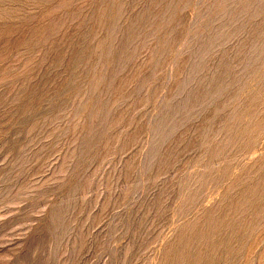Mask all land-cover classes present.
Returning a JSON list of instances; mask_svg holds the SVG:
<instances>
[{"label":"rangeland","instance_id":"rangeland-1","mask_svg":"<svg viewBox=\"0 0 264 264\" xmlns=\"http://www.w3.org/2000/svg\"><path fill=\"white\" fill-rule=\"evenodd\" d=\"M220 1L0 0V264H264V0Z\"/></svg>","mask_w":264,"mask_h":264},{"label":"bare ground","instance_id":"bare-ground-1","mask_svg":"<svg viewBox=\"0 0 264 264\" xmlns=\"http://www.w3.org/2000/svg\"><path fill=\"white\" fill-rule=\"evenodd\" d=\"M93 1V11H92V13H94L96 10H105V11H108L110 14H112V19L110 20V22H113V20H116V19H118V17H119V14H120V11H121V5H120V3H121V0H108L109 2L111 1L112 2V4H113V9L111 10V8L107 5V3H105L106 1H103V0H101V1H99V0H92ZM222 1V2H221ZM220 1V3H219V6H218V9H217V12H216V14L218 15V14H220V12L219 11H222L223 10V12L225 11L224 9H226L227 7H225L226 6V2H228V0H221ZM231 1L232 0H230V3H231ZM259 1V0H258ZM261 2V1H260ZM229 3V4H230ZM234 3V2H233ZM232 3V4H233ZM229 4H227V5H229ZM261 5V4H260ZM214 8V7H213ZM264 8V7H263ZM76 10V9H75ZM239 10V9H238ZM74 11V10H73ZM227 11V10H226ZM240 11V10H239ZM246 11V10H245ZM222 12V14H224ZM13 13V12H12ZM11 13V16H14L13 14ZM53 14V13H52ZM221 14V15H222ZM51 14H49V18H51V20H53L52 22H51V25L49 26H44V25H38V26H36L35 28H32L31 30H30V34L32 35V36H34L33 38H35V39H37V36H41V35H43L44 37H46L47 35H48V32L51 30V29H53V28H55L56 27V25H57V27H58V22L57 21H55L54 20V18L55 17H51L50 16ZM54 15V14H53ZM52 15V16H53ZM225 15V14H224ZM10 16V15H9ZM48 16V15H47ZM74 17L75 18H79V19H84V17H86V13H83V11L81 12L80 10L77 12L76 11V13L74 14ZM89 17V16H88ZM88 17H87V19H88ZM169 17V16H168ZM216 17V16H215ZM226 17V16H225ZM227 18V17H226ZM57 19V18H56ZM168 19V18H167ZM220 19V18H219ZM170 20V19H169ZM231 20V19H230ZM226 21V20H225ZM167 22V21H166ZM106 23H108V22H102V24H106ZM114 23V22H113ZM257 32V31H256ZM110 33V32H109ZM6 34V33H5ZM111 34V33H110ZM110 34H107L106 36V41H103V42H105V43H107V42H109V41H111V40H114V37H111V35ZM258 34V33H257ZM258 36V35H257ZM111 37V38H110ZM255 37V36H254ZM263 40V39H262ZM255 41V40H254ZM257 42V41H256ZM210 43V42H209ZM127 44V43H126ZM251 46V45H250ZM252 46H253V44H252ZM258 47V46H257ZM256 47V48H257ZM262 48H264L263 46H261ZM104 48H105V45H104ZM122 48H123V45H122ZM258 48H260V47H258ZM125 49V48H124ZM261 49V48H260ZM253 50V49H252ZM118 51V50H117ZM120 51V50H119ZM254 51V50H253ZM258 51H260L259 53H260V55L262 56V58H264V49L263 50H258ZM254 52H256V51H254ZM253 52V53H254ZM259 53H257L258 55H259ZM101 54H108V56L111 54H114L113 53V50H112V48H110V47H106L102 52H101ZM252 54V53H251ZM256 55V53L254 54V56ZM257 55V56H258ZM254 56H253V58H254ZM77 58V59H76ZM261 58V59H262ZM74 59H75V61L77 62V60L79 61V62H77V64L78 65H80L79 63H82L83 61V58L80 56V54H78L77 55V53L75 54V56H74ZM258 59V58H257ZM260 59V58H259ZM264 61V60H263ZM260 62H262V61H260ZM255 64V63H254ZM156 65V64H155ZM250 66H248V68H249ZM247 68V69H248ZM252 68V67H251ZM228 69V68H227ZM252 69H254V68H252ZM258 70H260V69H258ZM257 69H256V71H255V75L257 74L259 77H263V73L262 72H259ZM253 72L254 71H251L250 73H252L253 74ZM71 73H76V71H72ZM79 74H80V72H78ZM153 74V73H152ZM80 75H82V76H84V77H87L88 78V80H89V82H90V84H91V86H92V88H94V87H96L97 86V83H96V81H95V84L93 83L94 82V77H93V75H92V77H93V81H91V78H90V71L89 70H85V72L83 73H81ZM254 75V74H253ZM151 76V75H150ZM258 76L257 77H253V79L255 78V79H257L258 78ZM154 77V76H153ZM219 78V77H218ZM142 79V78H141ZM144 79H145V77H144ZM217 79V78H216ZM74 80H76V77H74ZM258 80V79H257ZM261 80V79H260ZM211 81H212V79H211ZM214 81V80H213ZM220 81H222L221 79H220ZM220 81H219V83H220ZM92 82V83H91ZM140 82H143V80H140ZM139 82V83H140ZM215 83H216V81H214ZM260 82V81H259ZM75 85H77L78 86V88L80 87V84L79 83H74ZM213 84V83H212ZM221 84V83H220ZM263 84V83H262ZM113 85V84H112ZM217 85V84H216ZM264 85V84H263ZM215 86V85H214ZM262 86V85H261ZM141 87H143L144 88V86H141ZM141 87H139V88H141ZM259 88H261L260 86H259ZM81 90V89H80ZM142 90V89H141ZM256 90V89H255ZM262 91V90H261ZM257 92H260L259 90L257 91ZM256 94V93H255ZM259 94V93H258ZM250 98V97H249ZM251 100V99H250ZM252 101V100H251ZM253 101H255V99L253 98ZM252 101V102H253ZM85 102H87V100L85 101ZM259 102V101H258ZM71 103V102H70ZM108 104H109V102H108ZM67 105H68V103H67ZM67 105H63V106H60V107H58V112H57V115L56 116H54V118H58L60 115H61V113H63V111H64V109H66V108H68V107H66ZM106 105V104H105ZM68 106H71V105H68ZM76 106V105H75ZM250 106H251V104H250ZM258 106H259V104H258ZM84 107H85V105H84ZM15 108V107H14ZM27 108H28V105L27 104H25V103H20L19 104V106H17V109H14L13 110V113H12V115H11V117L15 120V118L14 117H16V120L18 121V122H20V123H23V124H27L28 125V128H29V131H32V130H34V128H36V124H34V119H33V117L32 116H25V113L27 112ZM257 107H255V109H256ZM252 109V108H251ZM254 110V109H253ZM252 110V111H253ZM259 110V109H258ZM248 111V110H247ZM257 111V110H256ZM70 112V111H69ZM241 112V111H240ZM249 113L250 112H248V115H249ZM253 112H251V114H252ZM100 114V111L99 110H96V109H94V107H90L89 108V112H88V115H87V118H88V120H92V118H94L95 116H98ZM250 114V115H251ZM254 114H255V112H254ZM253 115V114H252ZM258 115V114H257ZM38 116V115H37ZM238 116H240V115H238ZM245 116H246V114H245ZM63 117V116H62ZM233 117V116H232ZM261 117V116H260ZM53 118V119H54ZM97 118V117H96ZM240 118V117H239ZM242 118H243V116H242ZM244 118H247V117H244ZM250 117H248V119H249ZM255 118H257V117H255ZM62 119V118H61ZM104 119V118H103ZM251 119L252 118H250V121H251ZM165 120V119H164ZM239 120H243L244 121V119H239ZM257 120V119H256ZM258 120H259V117H258ZM257 120V121H258ZM242 121V122H243ZM249 121V122H250ZM241 122V121H240ZM44 123H46V121L44 122ZM247 123H248V121H247ZM253 123V122H252ZM241 124V123H240ZM246 124V123H245ZM44 125V124H43ZM160 125V124H159ZM172 125V124H171ZM244 125V124H243ZM242 125V126H243ZM247 125V124H246ZM246 125H245V127H246ZM249 125V124H248ZM251 125V124H250ZM253 125H255L254 123H253ZM258 125V124H257ZM252 126V125H251ZM85 127H87L90 131H91V127H90V125H89V123L88 124H85V126H84V128ZM97 127V126H96ZM158 127V125H156V128ZM244 127V126H243ZM242 127V128H243ZM9 128H11L10 126H9ZM153 128H155V127H153ZM229 128H230V126H229ZM237 128H238V125H237ZM241 128V127H240ZM255 129V128H254ZM102 130V129H101ZM166 130V129H165ZM232 131L234 130V128L233 129H231ZM245 131H246V129H244ZM248 130V129H247ZM253 130V129H252ZM95 131H97V129H95ZM159 131V130H158ZM164 131V130H163ZM163 131H160V132H163ZM243 131V130H242ZM250 131V130H249ZM259 131V130H258ZM104 132V131H103ZM156 132V131H155ZM239 132V131H238ZM244 132V131H243ZM260 132V131H259ZM94 133V132H93ZM153 133H154V130H153ZM158 133V132H157ZM91 134V133H90ZM99 134V133H98ZM241 134V133H240ZM239 134V135H240ZM247 134V133H246ZM96 135V134H95ZM101 135H103V133L101 134ZM155 135V134H154ZM158 135H159V133H158ZM162 135V134H161ZM161 135H159V136H156L157 138L158 137H160ZM89 136H91V135H89ZM94 136V135H93ZM96 137H98V135L96 136ZM163 137V136H162ZM161 137V138H162ZM163 138H165V136L163 137ZM162 138V139H163ZM89 139V138H88ZM87 139V140H88ZM96 139V138H95ZM99 139V138H98ZM97 139V140H98ZM234 139V138H233ZM29 140H31V139H29ZM86 140V139H85ZM85 140H83V142H84V144L87 142V141H85ZM25 141H26V139H25ZM89 141V140H88ZM226 141H228V140H226ZM94 142V141H93ZM234 142V141H233ZM236 142V141H235ZM231 143V142H230ZM91 144V143H90ZM92 144H94V143H92ZM219 144V143H218ZM232 145H233V143H231ZM247 144V143H246ZM25 145V144H24ZM26 145H27V143H26ZM95 145V144H94ZM104 145V144H103ZM237 145H239V147H240V144H237ZM245 145V144H244ZM92 146V145H91ZM96 146V145H95ZM156 145H154V147H155ZM243 146V145H242ZM252 146V145H251ZM12 147V146H11ZM87 147H90V145L89 146H87ZM86 147V148H87ZM14 148V147H13ZM20 148V147H19ZM83 148V147H82ZM91 148V147H90ZM157 148V147H156ZM159 148V147H158ZM157 148V150H159ZM235 148V147H234ZM24 149V148H23ZM155 149V148H154ZM82 150V149H81ZM87 150V149H86ZM18 151V150H17ZM155 151V150H154ZM81 151H79V153H80ZM88 153V152H87ZM210 153V152H209ZM83 154V153H82ZM221 154V153H220ZM85 155H86V153H85ZM215 155H216V153H215ZM84 156V155H83ZM214 156V155H213ZM217 157V156H216ZM81 158V157H80ZM211 159H213V158H211ZM215 159V158H214ZM258 164V163H257ZM257 164H256V166H257ZM233 165V164H232ZM226 166V165H225ZM213 167V166H212ZM227 167V166H226ZM230 167V166H229ZM228 167V168H229ZM257 168V167H256ZM214 168H212V170H213ZM226 169V168H225ZM224 169V170H225ZM228 170V169H227ZM229 171H230V169H229ZM205 176V175H204ZM238 178L240 177V175L239 176H237ZM201 179V178H200ZM201 181H202V179H201ZM256 181V180H255ZM259 182V181H258ZM201 183V182H200ZM243 183V182H242ZM250 189V188H249ZM255 189V188H254ZM244 191V190H243ZM246 192V191H245ZM189 196V195H188ZM188 198H190V197H188ZM192 198V197H191ZM57 214V213H56ZM54 215V214H53ZM55 216H57V215H55ZM59 216V215H58ZM57 216V217H58ZM56 217V218H57ZM55 219V218H54ZM58 219H59V217H58ZM58 219H56L55 221L57 222L58 221ZM55 222V223H56ZM58 223V222H57Z\"/></svg>","mask_w":264,"mask_h":264}]
</instances>
